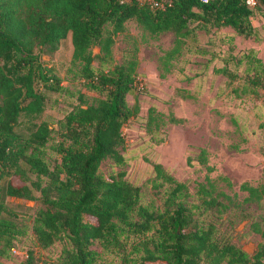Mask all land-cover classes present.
I'll list each match as a JSON object with an SVG mask.
<instances>
[{"label":"trees","instance_id":"16d2710c","mask_svg":"<svg viewBox=\"0 0 264 264\" xmlns=\"http://www.w3.org/2000/svg\"><path fill=\"white\" fill-rule=\"evenodd\" d=\"M163 1L159 10L138 0H0V257L19 235L5 217V199L13 198L38 202L31 233L41 249L63 244L58 264H99L98 249L119 255L118 263L105 264H264V244L248 255L198 218L220 215L226 207L203 185L195 192L197 203H188L186 185L154 164L151 188L163 196L154 206L142 204L140 189L126 182L122 171H98L105 160L116 167L124 163L121 127L132 116L124 98L137 84L136 60L132 55L114 65L109 57L125 22L133 20L151 35L171 33L174 46L168 54H174L182 40L194 37V29L228 28L238 38L254 39L253 10L264 14V0H254L253 8L244 0ZM67 37L71 64L95 97L57 122L59 141L50 149L59 160L48 163L44 153L51 132L46 125L33 123L25 136L15 128L21 118L31 123L42 112L38 86L63 91L40 56L54 53ZM94 47L97 56L91 53ZM243 57L244 83L254 92L264 88V67L255 51ZM27 174L34 177L29 184ZM244 190L245 201L264 199V186ZM20 264H33L31 254Z\"/></svg>","mask_w":264,"mask_h":264},{"label":"rangeland","instance_id":"374dc122","mask_svg":"<svg viewBox=\"0 0 264 264\" xmlns=\"http://www.w3.org/2000/svg\"><path fill=\"white\" fill-rule=\"evenodd\" d=\"M250 23L254 39L238 38L228 28L208 33L194 29L193 38L182 40L178 52L168 54L174 46L171 33L151 35L133 20L125 22L113 38L109 57L114 65L132 55L136 60L137 84L124 98L132 113L121 127L124 163L116 167L105 160L98 168L103 175L122 171L123 179L140 189L142 204L154 206L163 198L161 191L151 188L154 164L186 185L188 203H197L195 192L203 185L226 207L220 215L198 218L204 225L213 224L217 237L248 255L264 244V199L245 201L244 190L264 186V88L254 92L242 80L247 68L243 56L254 50L264 67V14L253 10ZM91 53L97 56L98 48H91ZM70 59L69 37L54 53L40 56L63 91L45 92L38 86L44 95L42 112L31 123L21 118L15 128L25 136L33 123L46 125L51 132L44 153L48 163L59 160L50 149L59 141L57 122L73 107L92 104L95 97ZM92 67L98 68L96 57ZM27 176L29 184L34 177ZM5 204L9 212L5 217L17 225L19 235L0 264H20L29 254L33 264H58L63 244L56 241L41 249L31 233L38 202L6 198ZM192 212L196 218L197 211ZM98 251L99 264L118 263L116 252Z\"/></svg>","mask_w":264,"mask_h":264},{"label":"built area","instance_id":"2783aa9c","mask_svg":"<svg viewBox=\"0 0 264 264\" xmlns=\"http://www.w3.org/2000/svg\"><path fill=\"white\" fill-rule=\"evenodd\" d=\"M139 3H146L149 5L151 8L155 9H163L164 1L162 0L161 2H156L154 0H138ZM205 1V0H202ZM244 3L247 7L253 8L255 6V1L254 0H244Z\"/></svg>","mask_w":264,"mask_h":264}]
</instances>
